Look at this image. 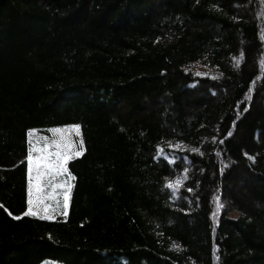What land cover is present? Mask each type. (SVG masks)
I'll use <instances>...</instances> for the list:
<instances>
[{
    "label": "trees",
    "instance_id": "obj_1",
    "mask_svg": "<svg viewBox=\"0 0 264 264\" xmlns=\"http://www.w3.org/2000/svg\"><path fill=\"white\" fill-rule=\"evenodd\" d=\"M72 124L27 215L28 130ZM0 205V264H264V0H0Z\"/></svg>",
    "mask_w": 264,
    "mask_h": 264
},
{
    "label": "snow or ice",
    "instance_id": "obj_2",
    "mask_svg": "<svg viewBox=\"0 0 264 264\" xmlns=\"http://www.w3.org/2000/svg\"><path fill=\"white\" fill-rule=\"evenodd\" d=\"M36 131V129H29L27 133L29 139L26 157L28 171V211L26 214L40 216L43 213L41 218L53 219V212L58 211L61 206L66 214L72 188L71 181L75 179L66 165L69 160L79 157L84 151L81 126L72 124L53 127L49 129L53 134L51 138H34ZM72 135L80 137L78 146L71 139ZM166 187L171 189L173 185L168 183ZM49 188L52 189L51 192L47 191ZM61 196L62 200L59 199ZM48 201H55V204H50ZM9 215L12 213L9 212Z\"/></svg>",
    "mask_w": 264,
    "mask_h": 264
},
{
    "label": "rangeland",
    "instance_id": "obj_3",
    "mask_svg": "<svg viewBox=\"0 0 264 264\" xmlns=\"http://www.w3.org/2000/svg\"><path fill=\"white\" fill-rule=\"evenodd\" d=\"M195 71H196L197 73H199V74L203 73V72H202L203 69L200 68V67H197V68L195 69ZM52 135H53V134H52L49 130H46L45 132H44V131H39V130H37V131L34 133V138H37V137H48V138H51ZM81 135H82V134H81ZM28 139H29V137H28ZM71 139H72V140L77 144V146H78V142H79L80 137H77V136H75V135H72V136H71ZM83 146H84V144H83ZM83 152H84V151H83ZM82 154H83V153H82ZM34 155H36V153H34ZM80 156H81V155H80ZM80 156H79V157H80ZM75 158H77V157H75ZM75 158H73V159H75ZM73 159H71V160H73ZM71 160H69L68 163H69ZM68 163H67V165H66L67 168H68ZM71 183H72V188H73L74 180H72ZM72 188H71V191H72ZM47 191H48V192H51L52 189L49 188V189H47ZM71 191H70V193H69V201H68V207H67V209H66V214H67V212H68V208H69V203H70V198H71ZM59 199L62 200V196L59 197ZM48 203L54 205V204H55V201H48ZM27 211H28V210H27ZM66 214H65V210H64L63 207L61 206V208H60L58 211L53 212V216H54L53 219H56V217L65 216ZM43 215H44V214L41 213L40 216H35V217H39V218H41ZM30 216H32V215H30ZM43 264H57V263H55V262H45V263H43Z\"/></svg>",
    "mask_w": 264,
    "mask_h": 264
}]
</instances>
